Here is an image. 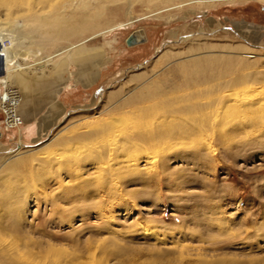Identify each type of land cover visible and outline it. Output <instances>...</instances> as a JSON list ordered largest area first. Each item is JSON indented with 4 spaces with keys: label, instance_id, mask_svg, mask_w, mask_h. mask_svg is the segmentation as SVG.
<instances>
[{
    "label": "rangeland",
    "instance_id": "1",
    "mask_svg": "<svg viewBox=\"0 0 264 264\" xmlns=\"http://www.w3.org/2000/svg\"><path fill=\"white\" fill-rule=\"evenodd\" d=\"M72 2L87 32L42 47L66 26L23 13L6 36L19 66L0 61V109L15 94L22 124L0 111L1 252L264 264V0Z\"/></svg>",
    "mask_w": 264,
    "mask_h": 264
},
{
    "label": "bare ground",
    "instance_id": "2",
    "mask_svg": "<svg viewBox=\"0 0 264 264\" xmlns=\"http://www.w3.org/2000/svg\"><path fill=\"white\" fill-rule=\"evenodd\" d=\"M24 1H26V0H0V61L1 62L3 61V67L7 73H9L11 70L17 68V66H19L18 62L15 59L16 57L10 51L11 50L10 49V38L6 37V36H8L10 30H13L12 26L13 27L15 26V22H19V21H16V20H18L17 18L20 17L18 14L28 13L27 17L25 19H23L22 22H23V24L26 25V27L33 28V30H37L38 27H45V26L48 27V30H49V28H56L62 24L66 26L65 31L53 29V30H50L48 32L51 34H48L45 32L47 34V36L43 37V39L41 38L42 39L41 41L39 40L40 41L39 43L42 47H44L48 44L55 43L59 38L62 40H67L71 36H75L74 33H77L78 31L87 32L88 29H90L92 26H94V25H92L90 27L84 26L83 28L78 29V30L72 29V24L70 22H75L74 21V17H75L74 13L75 12H74V8H73L74 6H73L72 0H61L60 2H58L57 0H46L48 2L45 1L46 3L45 2L42 3L40 5V9H37V6H35V4L32 5V3L30 2L31 3V5H30L28 3H25ZM81 2H83V1H81ZM44 4H46V5H44ZM38 7H39V5H38ZM82 7H85V5L83 4ZM44 11L49 12V13L41 18L39 13H44ZM68 16H69V19H67ZM96 16H99V15H95L90 19L94 20L95 19L94 17H96ZM87 20L88 19H86V16H81V18H79V22L83 25L85 24V22H87ZM47 27H46V29H47ZM45 33H44V35H45ZM15 34H16V32H15ZM36 34H37V32H36ZM21 35H25V34L23 33ZM27 35H29V34H27ZM4 38H7V41H9V42L5 43ZM32 38L33 37H31V40H34ZM11 42H12V40H11ZM203 49H206V48L204 47ZM193 50H194L193 48H190L188 51L192 52ZM195 50H199V48H197ZM0 80L5 82L7 85V81H6L5 77H1ZM4 91H5V88H4ZM7 94H9V93H7ZM4 96L5 95H3V97ZM14 96H16V95L15 94L8 95V97L4 99V103H5L4 109L1 108L0 110H3L4 112L9 111L10 113H12V112L14 113L16 106L18 105V98H15ZM104 124H106V123H104ZM96 127H97V125H96ZM14 155L15 156H13L11 158L12 159H18L17 158L18 155H16V154H14ZM108 155H109V153H108ZM33 157H34V155H33ZM12 161H14V160H12ZM91 162H93V161H91ZM132 167H133V165H132ZM76 175H77L76 178H79L78 174H76ZM61 182H62V180H61ZM11 256L13 257L12 253L1 252V250H0V264H11L12 260H14Z\"/></svg>",
    "mask_w": 264,
    "mask_h": 264
},
{
    "label": "built area",
    "instance_id": "3",
    "mask_svg": "<svg viewBox=\"0 0 264 264\" xmlns=\"http://www.w3.org/2000/svg\"><path fill=\"white\" fill-rule=\"evenodd\" d=\"M0 111L4 116L2 123L5 127L9 129H13L21 126L22 120L18 117V115L15 112L10 113L9 111L8 112H4L3 110Z\"/></svg>",
    "mask_w": 264,
    "mask_h": 264
},
{
    "label": "water",
    "instance_id": "4",
    "mask_svg": "<svg viewBox=\"0 0 264 264\" xmlns=\"http://www.w3.org/2000/svg\"><path fill=\"white\" fill-rule=\"evenodd\" d=\"M138 41L133 37V36H130V37H128L126 40H125V44L127 45V46H130V45H132V44H135V43H137Z\"/></svg>",
    "mask_w": 264,
    "mask_h": 264
}]
</instances>
